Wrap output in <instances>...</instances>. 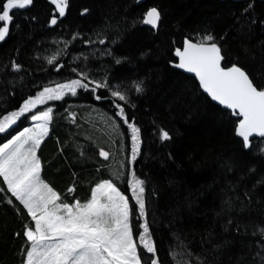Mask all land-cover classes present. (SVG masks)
Returning a JSON list of instances; mask_svg holds the SVG:
<instances>
[{
	"label": "trees",
	"instance_id": "trees-1",
	"mask_svg": "<svg viewBox=\"0 0 264 264\" xmlns=\"http://www.w3.org/2000/svg\"><path fill=\"white\" fill-rule=\"evenodd\" d=\"M152 7L161 13L156 30L142 23ZM11 14L10 34L0 41V118L45 87L82 79L81 73L110 87L77 89L75 96L38 105L0 133V144L50 107L49 135L37 155L41 178L63 202H86L98 183L112 180L135 208L128 184L135 172L145 181V219L160 264H264V138L254 135L245 148L231 111L175 67V50L186 38L211 34L221 65L240 66L264 89V0H68L64 17L51 0H33ZM113 90L127 101L111 97ZM117 103L141 130L135 161ZM161 129L169 140L160 139ZM0 189V264H23V233L31 222L2 178ZM133 223L138 250L150 264L138 240L144 220L136 213Z\"/></svg>",
	"mask_w": 264,
	"mask_h": 264
},
{
	"label": "snow or ice",
	"instance_id": "snow-or-ice-1",
	"mask_svg": "<svg viewBox=\"0 0 264 264\" xmlns=\"http://www.w3.org/2000/svg\"><path fill=\"white\" fill-rule=\"evenodd\" d=\"M51 3L55 5L59 17H64L68 0H51ZM32 4L33 0L3 2L0 6V41L10 34V24L14 19L11 13ZM160 19L161 13L152 7L145 13L142 23L155 29ZM50 24L56 25L57 17L53 16ZM175 55L179 58L176 68L194 73L211 100L231 110L237 118L235 134L242 138L245 148L250 147V138L254 135L264 138V89L255 85L240 66L222 67L224 57L211 34L204 35L197 42L186 38L183 48H177ZM56 59L54 55L48 58V63L53 64ZM12 68L19 70L20 65L13 62ZM79 75L82 79L45 87L36 96L24 100L18 110L3 115L0 118V133L8 131L18 120L47 101L62 100L66 94L75 96L77 89H90L96 93L100 88L110 87L106 81L88 80L86 74ZM85 80L86 83L83 82ZM136 91L140 92L142 88L137 85ZM111 97L119 101L128 99L119 90L111 91ZM103 98L96 96L97 100ZM115 107L118 109L116 115L131 132V161H135L140 151L141 130L129 122L123 106L117 103ZM30 120L33 122L31 127L24 128L6 143L0 144V178L7 192L26 210L31 222L25 225L23 233L28 244L24 249L23 264H148L134 238L137 226L133 217L136 213L139 219L144 220L139 224L142 229L138 235L139 247L151 254L150 264H160L155 258L157 248L145 219V181L138 178L135 172L131 173L128 184L135 208L130 204L129 197L110 181L97 184L86 202H63L61 195L41 178L42 162L37 155L49 135L52 108L32 114ZM159 135L161 140L170 139L166 130L161 129ZM100 156L107 160L109 153L101 150ZM68 191L75 189L69 188ZM7 202L12 204L11 199ZM260 232L264 234V228Z\"/></svg>",
	"mask_w": 264,
	"mask_h": 264
},
{
	"label": "water",
	"instance_id": "water-1",
	"mask_svg": "<svg viewBox=\"0 0 264 264\" xmlns=\"http://www.w3.org/2000/svg\"><path fill=\"white\" fill-rule=\"evenodd\" d=\"M141 1H143V0H138V2H141ZM158 24H159V22H158ZM145 26H147V27H150V28H152L150 25H145ZM158 28V27H157ZM157 28H155L154 30H156ZM153 29V28H152ZM193 42H197V41H194V40H192ZM183 48V44L181 45V47H180V49H182ZM179 62V58L177 57V63ZM223 67V66H222ZM227 67H230V66H227ZM184 73H186V74H188V75H191V76H193L195 79H196V81H197V83H198V85H199V81H198V79L195 77V74L194 73H188V72H186V71H184L183 69H181ZM199 87H200V85H199ZM201 88V87H200ZM201 90L203 91V89L201 88ZM204 92V91H203ZM205 93V92H204ZM207 96H208V94L207 93H205ZM209 97V96H208ZM210 98V97H209ZM211 99V98H210ZM215 104H217L218 106H220V107H222V108H224L222 105H219L218 104V102H215V101H213ZM224 109H226V108H224ZM228 110V109H227ZM229 111H231V110H229Z\"/></svg>",
	"mask_w": 264,
	"mask_h": 264
},
{
	"label": "rangeland",
	"instance_id": "rangeland-1",
	"mask_svg": "<svg viewBox=\"0 0 264 264\" xmlns=\"http://www.w3.org/2000/svg\"><path fill=\"white\" fill-rule=\"evenodd\" d=\"M44 110H46V109H44ZM42 111H43V110H42ZM29 119H30V118H29ZM91 119H92V118H91ZM30 121H31V120H30ZM32 124H33V122L31 121L30 124H29L27 127H31ZM27 127H25V128H27ZM23 129H24V128H23ZM23 129H22V130H23ZM22 130H20V131H22ZM17 133H18V132H17ZM17 133H16V134H17ZM16 134H14V135H16ZM10 139H11V138H10ZM8 140H9V139H8ZM8 140H7V141H8ZM7 141H6V142H7ZM6 142H5V143H6ZM121 165H122V164H121ZM123 169H124V168H121V170H123ZM114 171H115V170H114ZM122 175H123L122 173H121V174H120V173H117V174H116V177H117L118 179H121ZM104 181H110V182H113V183H114V181H112V180H103V181H101L100 183H102V182H104ZM98 184H99V183H98ZM114 184H115V183H114ZM115 185H116V184H115ZM118 189H119V188H118ZM119 190H120V189H119Z\"/></svg>",
	"mask_w": 264,
	"mask_h": 264
}]
</instances>
